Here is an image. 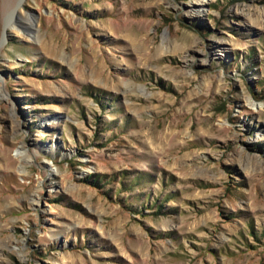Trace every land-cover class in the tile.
Instances as JSON below:
<instances>
[{
    "label": "rangeland",
    "instance_id": "1",
    "mask_svg": "<svg viewBox=\"0 0 264 264\" xmlns=\"http://www.w3.org/2000/svg\"><path fill=\"white\" fill-rule=\"evenodd\" d=\"M0 264H264V0H0Z\"/></svg>",
    "mask_w": 264,
    "mask_h": 264
},
{
    "label": "bare ground",
    "instance_id": "2",
    "mask_svg": "<svg viewBox=\"0 0 264 264\" xmlns=\"http://www.w3.org/2000/svg\"><path fill=\"white\" fill-rule=\"evenodd\" d=\"M24 1V0H23ZM21 3V2H20ZM13 28V27H12ZM251 103V102H250ZM254 105V104H253Z\"/></svg>",
    "mask_w": 264,
    "mask_h": 264
}]
</instances>
